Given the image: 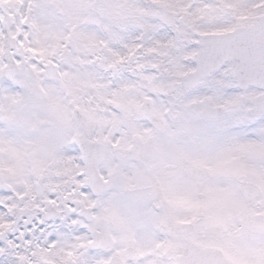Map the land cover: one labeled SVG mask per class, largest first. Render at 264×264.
Wrapping results in <instances>:
<instances>
[{
	"label": "snow or ice",
	"instance_id": "1",
	"mask_svg": "<svg viewBox=\"0 0 264 264\" xmlns=\"http://www.w3.org/2000/svg\"><path fill=\"white\" fill-rule=\"evenodd\" d=\"M0 264H264V0H0Z\"/></svg>",
	"mask_w": 264,
	"mask_h": 264
}]
</instances>
